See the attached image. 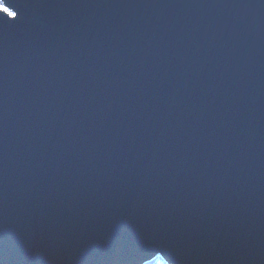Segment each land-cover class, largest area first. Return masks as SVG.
Wrapping results in <instances>:
<instances>
[{
    "label": "water",
    "instance_id": "obj_1",
    "mask_svg": "<svg viewBox=\"0 0 264 264\" xmlns=\"http://www.w3.org/2000/svg\"><path fill=\"white\" fill-rule=\"evenodd\" d=\"M0 2V264H264V0Z\"/></svg>",
    "mask_w": 264,
    "mask_h": 264
},
{
    "label": "trees",
    "instance_id": "obj_2",
    "mask_svg": "<svg viewBox=\"0 0 264 264\" xmlns=\"http://www.w3.org/2000/svg\"><path fill=\"white\" fill-rule=\"evenodd\" d=\"M145 264H166L165 261L163 259H161L160 257H156L155 259L145 263Z\"/></svg>",
    "mask_w": 264,
    "mask_h": 264
},
{
    "label": "snow or ice",
    "instance_id": "obj_3",
    "mask_svg": "<svg viewBox=\"0 0 264 264\" xmlns=\"http://www.w3.org/2000/svg\"><path fill=\"white\" fill-rule=\"evenodd\" d=\"M3 11H4V13L7 14V16H8V15H11L12 18H16V17L18 16V13L15 12V11H13V10H12V13H14V15H12V13H9L7 7H5V8L3 9Z\"/></svg>",
    "mask_w": 264,
    "mask_h": 264
},
{
    "label": "bare ground",
    "instance_id": "obj_4",
    "mask_svg": "<svg viewBox=\"0 0 264 264\" xmlns=\"http://www.w3.org/2000/svg\"><path fill=\"white\" fill-rule=\"evenodd\" d=\"M1 6V5H0Z\"/></svg>",
    "mask_w": 264,
    "mask_h": 264
}]
</instances>
